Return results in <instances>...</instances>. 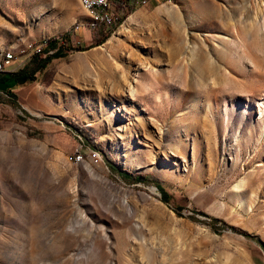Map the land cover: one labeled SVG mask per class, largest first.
Masks as SVG:
<instances>
[{
	"label": "rangeland",
	"instance_id": "obj_1",
	"mask_svg": "<svg viewBox=\"0 0 264 264\" xmlns=\"http://www.w3.org/2000/svg\"><path fill=\"white\" fill-rule=\"evenodd\" d=\"M133 2L0 0L13 69L107 35L0 86V264H264V0Z\"/></svg>",
	"mask_w": 264,
	"mask_h": 264
},
{
	"label": "trees",
	"instance_id": "obj_2",
	"mask_svg": "<svg viewBox=\"0 0 264 264\" xmlns=\"http://www.w3.org/2000/svg\"><path fill=\"white\" fill-rule=\"evenodd\" d=\"M123 0H111V8H117L120 5L123 6L126 10L123 16L120 19H123L128 13L134 11L137 7L133 0H129L127 3H121ZM146 0L139 4L145 3ZM98 23V20H90L89 24ZM113 26V25H112ZM111 26V27H112ZM109 27V28H111ZM95 31L103 32L102 28L97 27ZM76 34L71 35L70 31L63 32L61 34H56L50 36L49 38L41 41L42 46L40 48L35 49L32 53L27 56V61L25 64L17 69H10L6 71H0V86L8 85V90H11V84L18 83L23 84L28 81H34L37 79V74L47 68V66L53 61L54 58L67 56L71 51L74 50H84L91 46L98 45L103 43L107 39V35L99 39H95L92 45L85 46L83 44L76 43ZM127 175V174H126ZM160 188L163 191V198L166 201H169L171 196L170 194L162 187ZM220 218L214 217V220H218ZM222 220V219H221ZM225 224V227L233 228L243 232L244 234L251 236L250 232L246 230H242L237 226L227 223L225 220H222Z\"/></svg>",
	"mask_w": 264,
	"mask_h": 264
},
{
	"label": "built area",
	"instance_id": "obj_3",
	"mask_svg": "<svg viewBox=\"0 0 264 264\" xmlns=\"http://www.w3.org/2000/svg\"><path fill=\"white\" fill-rule=\"evenodd\" d=\"M129 0H123L121 3H127ZM131 1V0H130ZM136 4L143 2L144 0H133ZM82 6L88 11V13L98 15V23L88 25L91 28L101 27L104 32H108V28L114 25L116 22V15L111 8V0H99V2H89L87 0H81ZM77 31V30H76ZM75 32L71 33L74 35ZM13 59L12 51H7L4 54H0V71H6L11 69ZM76 162H79L81 158H85L79 155V149L71 154ZM96 157L94 150L92 149V156ZM99 160V158H97Z\"/></svg>",
	"mask_w": 264,
	"mask_h": 264
},
{
	"label": "bare ground",
	"instance_id": "obj_4",
	"mask_svg": "<svg viewBox=\"0 0 264 264\" xmlns=\"http://www.w3.org/2000/svg\"><path fill=\"white\" fill-rule=\"evenodd\" d=\"M87 1H89V2H99V0H87ZM80 2H81V0H80ZM141 3V2H140ZM91 14V13H90ZM132 18H133V16H131L130 18H129V21L130 20H132ZM92 20H98V15H96V14H93V17H92ZM111 27V26H110ZM108 43V41L106 42V43H104L103 45H101V46H99V47H104L105 46V44H107ZM4 54V53H3ZM12 59H14V54L12 53ZM75 159V158H74ZM76 160V159H75Z\"/></svg>",
	"mask_w": 264,
	"mask_h": 264
},
{
	"label": "crops",
	"instance_id": "obj_5",
	"mask_svg": "<svg viewBox=\"0 0 264 264\" xmlns=\"http://www.w3.org/2000/svg\"><path fill=\"white\" fill-rule=\"evenodd\" d=\"M11 69H13V68L11 67ZM11 89L17 91V92L14 93V96L17 98V95L20 94V92H18V90L20 89V84L14 83V87H11Z\"/></svg>",
	"mask_w": 264,
	"mask_h": 264
}]
</instances>
